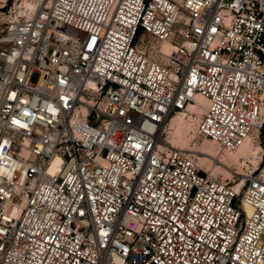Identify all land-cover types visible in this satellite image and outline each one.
<instances>
[{"label": "built area", "instance_id": "2783aa9c", "mask_svg": "<svg viewBox=\"0 0 264 264\" xmlns=\"http://www.w3.org/2000/svg\"><path fill=\"white\" fill-rule=\"evenodd\" d=\"M0 23V264H264V0H11ZM204 136L258 145L238 188Z\"/></svg>", "mask_w": 264, "mask_h": 264}, {"label": "rangeland", "instance_id": "374dc122", "mask_svg": "<svg viewBox=\"0 0 264 264\" xmlns=\"http://www.w3.org/2000/svg\"><path fill=\"white\" fill-rule=\"evenodd\" d=\"M10 1L11 0H5L4 3V0H0V9L7 7ZM3 3L4 5L1 6ZM1 26L2 24L0 23V27ZM184 129L185 126L181 121H176V123H174L172 131L173 138L179 140L182 144L188 142V137ZM203 138L204 137H195L193 139L195 145L200 143ZM210 150L208 149L209 152L217 153V155L219 152L220 154L219 158H214L210 154H206L209 167L212 168L215 173L223 175L225 179H229L230 183L236 184L235 187H238L239 184L242 183L245 173H247L249 169L254 168L258 156L255 143H249L247 141L235 150L220 151L216 144H214L213 148H210ZM262 165L263 163H260L258 167L260 168Z\"/></svg>", "mask_w": 264, "mask_h": 264}, {"label": "bare ground", "instance_id": "6f19581e", "mask_svg": "<svg viewBox=\"0 0 264 264\" xmlns=\"http://www.w3.org/2000/svg\"><path fill=\"white\" fill-rule=\"evenodd\" d=\"M178 122V121H177ZM182 126V125H181ZM179 138V137H178ZM180 139H181V137H180ZM183 140V139H182ZM174 141V140H173ZM245 141H247V142H249V143H251L250 141H249V138H247ZM244 141V142H245ZM243 142V143H244ZM242 143V144H243ZM185 144V143H184ZM215 144V141L214 140H212L209 136H204V138L201 140V142L200 143H198V145H199V149H202L203 151H208V149L210 150V148L212 149L213 148V145ZM241 144V145H242ZM240 145V146H241ZM239 146V147H240ZM256 147V149H257V151H258V153H259V147H258V145H256L255 146ZM211 151V150H210ZM257 159H258V156H257ZM238 188V187H237Z\"/></svg>", "mask_w": 264, "mask_h": 264}]
</instances>
